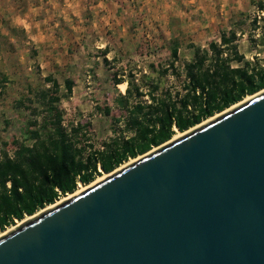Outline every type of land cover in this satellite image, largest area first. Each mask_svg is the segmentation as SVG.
<instances>
[{
  "label": "water",
  "instance_id": "water-1",
  "mask_svg": "<svg viewBox=\"0 0 264 264\" xmlns=\"http://www.w3.org/2000/svg\"><path fill=\"white\" fill-rule=\"evenodd\" d=\"M183 133L1 235L0 264H264V91Z\"/></svg>",
  "mask_w": 264,
  "mask_h": 264
},
{
  "label": "trees",
  "instance_id": "trees-1",
  "mask_svg": "<svg viewBox=\"0 0 264 264\" xmlns=\"http://www.w3.org/2000/svg\"><path fill=\"white\" fill-rule=\"evenodd\" d=\"M257 7L260 12L264 9L262 3ZM237 40L235 32H223L218 42L194 47L182 73L174 68L178 50L173 47L168 69L180 81L182 78L179 90H162L158 83L149 81L144 91L130 73L126 79L113 76L115 86L126 83L125 94L113 100L124 112L114 123L122 122L123 129L102 149L87 144L83 124L63 126V113L56 106L60 98L52 95L60 86L55 79L45 77L44 82L53 90L41 93L47 105L42 124L33 120L27 125L25 134L31 144L21 143L12 156L3 152L0 158V231L73 193L79 183H92L100 171L109 174L129 159L168 142L175 130L183 133L264 90V62L245 61ZM64 87L69 96L73 83L65 80ZM101 111L111 114L107 107Z\"/></svg>",
  "mask_w": 264,
  "mask_h": 264
},
{
  "label": "rangeland",
  "instance_id": "rangeland-1",
  "mask_svg": "<svg viewBox=\"0 0 264 264\" xmlns=\"http://www.w3.org/2000/svg\"><path fill=\"white\" fill-rule=\"evenodd\" d=\"M194 1L127 2V8L123 12V32L126 36L120 44V54L115 51V54L109 56V61L104 59L105 63L100 59V68L90 64V67L81 71L79 81L76 85L73 84L74 88L72 87L69 96L64 82L70 73L61 71L57 74L60 88L52 95L60 98L56 106L63 113V126L69 128L71 124H83L87 144L93 145L95 149H102L105 143L118 136L123 129L122 122L114 123V118H122L124 112L119 110L113 100L120 94H125L126 84L124 90L115 86L113 76H124L122 78L126 79L125 76L130 73L135 83L144 91L147 90L144 86L149 81L158 83L162 90H179L182 78L180 81L168 69L172 62L173 47L178 50L174 68L182 73V65L192 59L194 47L205 48L210 42H218L221 33L235 32L238 36V51L245 61L264 62V9L260 12L257 7L258 3L264 6V0ZM253 20L257 21L255 25ZM5 27L0 31V158L3 152L12 156L21 143L31 144L25 134L27 125L33 120L42 124L47 105L41 99V93L53 90L51 84L44 82L33 47L25 43L23 35L18 33L15 38L9 28ZM233 66L240 67L242 64L233 63ZM165 69L169 71L163 74ZM254 95L247 96L241 102ZM143 100L149 101L146 97ZM105 107L111 111L109 116L101 111ZM227 110L229 108L225 111ZM34 128L30 127L31 130ZM183 134L175 130V135L170 140ZM137 158L129 159L113 172ZM109 174L100 171V175L92 183L86 186L79 183L73 193L60 196L52 205L35 214L64 202L70 196L80 193L81 189L97 182L100 177ZM28 217L31 216L15 221L7 229L0 231V236L29 219Z\"/></svg>",
  "mask_w": 264,
  "mask_h": 264
},
{
  "label": "crops",
  "instance_id": "crops-1",
  "mask_svg": "<svg viewBox=\"0 0 264 264\" xmlns=\"http://www.w3.org/2000/svg\"><path fill=\"white\" fill-rule=\"evenodd\" d=\"M129 1L134 0H0V31L6 26L13 37L23 35L36 52L43 78L51 77L60 85L57 74L67 71L65 79L76 85L90 64L100 68V59L109 61L115 51L120 54L126 36L123 12Z\"/></svg>",
  "mask_w": 264,
  "mask_h": 264
},
{
  "label": "bare ground",
  "instance_id": "bare-ground-1",
  "mask_svg": "<svg viewBox=\"0 0 264 264\" xmlns=\"http://www.w3.org/2000/svg\"><path fill=\"white\" fill-rule=\"evenodd\" d=\"M119 87H121L122 88V90H124V88H125V85L124 84H121V85H119ZM264 91V90H263ZM255 96V95H254ZM244 102V101H243ZM242 103V102H241ZM238 105V104H237ZM223 113V112H222ZM220 115V114H219ZM194 129V128H193ZM181 136V135H180ZM177 137H179V136H177ZM177 137H174V139L175 138H177ZM133 162V161H132ZM127 165V164H126ZM110 175V174H109ZM106 176H108V175H104V177H106ZM104 177H100L99 178V180L100 179H102V178H104ZM88 187V186H87ZM87 187H85V188H83V189H81L79 192L81 193L82 191H84ZM80 193H78V194H80ZM78 194H74V195H72V196H70L68 199H70L71 197H73V196H75V195H78ZM68 199H66V200H68ZM65 200V201H66ZM58 205V204H57ZM54 206H56V205H53V206H50V207H48L49 209L50 208H53ZM35 215H37V214H35ZM35 215H32L31 217H33V216H35ZM31 217H28V218H31Z\"/></svg>",
  "mask_w": 264,
  "mask_h": 264
},
{
  "label": "built area",
  "instance_id": "built-area-1",
  "mask_svg": "<svg viewBox=\"0 0 264 264\" xmlns=\"http://www.w3.org/2000/svg\"><path fill=\"white\" fill-rule=\"evenodd\" d=\"M147 98V97H146Z\"/></svg>",
  "mask_w": 264,
  "mask_h": 264
}]
</instances>
